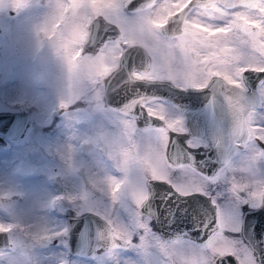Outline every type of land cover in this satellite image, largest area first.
I'll return each mask as SVG.
<instances>
[{"label": "snow or ice", "instance_id": "snow-or-ice-1", "mask_svg": "<svg viewBox=\"0 0 264 264\" xmlns=\"http://www.w3.org/2000/svg\"><path fill=\"white\" fill-rule=\"evenodd\" d=\"M13 3L17 9L26 6V0ZM50 3L52 13L41 31L55 40L67 65L69 99L61 108L83 101L96 117L90 134L71 137L88 157L79 169L80 186L49 202L53 210L60 206V213L67 205L76 218L101 215L107 205V231L97 233L86 250L78 249L83 264H226V257L236 264H264L257 248L264 241L249 236L245 244L225 235L242 233V206L264 209V148L257 144L264 142V0ZM121 88L125 102L108 107L106 93ZM150 88H164L171 98ZM190 92L206 100L191 113V129L186 106L172 99ZM142 118L144 126L138 127ZM172 133L187 136L186 146ZM200 148L214 149L216 158L198 162L189 149ZM72 151L65 154L69 166ZM210 164L219 167L211 175L201 171ZM197 194L212 207L196 200ZM153 221L169 238L153 231ZM44 229L48 242L58 239L68 250L66 223ZM10 231L11 225L0 224V233ZM205 234L207 240L199 242ZM129 252L134 256L125 257Z\"/></svg>", "mask_w": 264, "mask_h": 264}, {"label": "rangeland", "instance_id": "rangeland-1", "mask_svg": "<svg viewBox=\"0 0 264 264\" xmlns=\"http://www.w3.org/2000/svg\"><path fill=\"white\" fill-rule=\"evenodd\" d=\"M51 13L50 0H28L24 8L15 12L0 9V110L26 109L30 115L23 135L18 140L5 137L6 144L0 146V224L12 226L9 241L19 239L20 229L35 222L66 223L60 206L53 210L49 202L65 190L80 186L79 169L88 157L86 150L79 151L81 142L71 137L90 134L96 120L83 101L61 108L69 99L67 72L60 55L40 39V29ZM21 33L30 42L27 55H21L8 43L13 35ZM70 147L71 166L65 161ZM37 202L48 205L45 215H37ZM219 203L223 204L224 199ZM106 207L99 209L101 217ZM225 235L239 238L238 234ZM133 243H139L138 236L133 237ZM9 249L10 246L0 252L8 253ZM42 254L46 264L85 261V257L70 256L58 239L48 242ZM133 256L125 253V257Z\"/></svg>", "mask_w": 264, "mask_h": 264}, {"label": "water", "instance_id": "water-1", "mask_svg": "<svg viewBox=\"0 0 264 264\" xmlns=\"http://www.w3.org/2000/svg\"><path fill=\"white\" fill-rule=\"evenodd\" d=\"M131 65V61L129 62ZM247 75V74H246ZM252 81V85L254 86L255 81L250 77ZM115 84L116 81H113ZM145 89L141 86V91ZM155 91L157 95H161L166 99H170V95L168 91L164 88L159 89H148L151 93ZM178 91V90H174ZM207 92V90H204ZM174 103L182 104L186 106L188 110V115L186 117L187 124L191 129L193 126V118L191 117V113L199 112L206 100L203 99L202 93L190 92L187 94L181 93L179 96L172 98ZM125 102V93L121 88L118 91H111L109 90L106 93V103L109 107H121L122 104ZM60 112V109L57 110V113ZM139 112V109H137ZM146 118V113L144 114ZM30 121L29 111L26 109H19V110H0V146H4L6 144L5 137L18 140L24 133L25 129L27 128ZM197 123H202V118ZM154 124H158V121H153ZM138 126H144V118L137 122ZM173 138L177 139L178 143L184 147L185 145V138L186 136H177L175 133L170 134ZM261 143V142H260ZM192 151V149H189ZM211 155H204L198 154L197 161L199 162L206 157L209 158ZM211 158V157H210ZM212 169L216 167V164H211ZM207 167V166H206ZM203 172L205 169H201ZM208 173V172H207ZM153 186L158 189H163L170 191L171 189L168 188L167 185H160L159 182H152ZM188 200H192V197L187 198ZM203 206L211 208V203L207 197L200 196L197 194L195 197ZM154 204L158 206L159 200L154 201ZM67 210L63 213L65 218L66 224L70 227V234L67 237L68 243V251L71 255H77L78 249L83 248L87 249L90 240H94L97 233L103 234L107 231V223L103 217L100 215H96L90 212H86L81 215L79 218H76L74 210L70 207H66ZM242 212L244 213V228L242 233L239 234L241 239L245 244L249 243V236L251 237L252 242H259L264 241V209H259L256 211H252L247 206L242 207ZM154 227L158 234H161L163 238H169V231L162 225H158L155 221H153ZM214 226L210 225V228ZM180 228H187L189 225L180 223ZM198 233H193V238H198ZM207 239V235L205 234L202 240L199 242H203ZM9 238L8 233L3 234L0 233V249H5L9 247ZM53 243L56 240H52ZM257 248L259 250V254L261 257H264V244L257 243ZM226 264H236V261L233 257H226L223 258Z\"/></svg>", "mask_w": 264, "mask_h": 264}, {"label": "clouds", "instance_id": "clouds-1", "mask_svg": "<svg viewBox=\"0 0 264 264\" xmlns=\"http://www.w3.org/2000/svg\"><path fill=\"white\" fill-rule=\"evenodd\" d=\"M27 3L28 0H26ZM5 8L13 12L19 10L15 7L13 0H0V9ZM40 39L48 43L57 52L55 40L50 39L41 29ZM8 43L11 48L18 50L21 55L28 54L30 42L24 34L13 35ZM60 57L67 72V65L61 55ZM34 207L37 215L43 216L46 214L48 205L37 202ZM20 231V238L9 242V252H0V264H46L42 254L43 247L48 243L44 225L40 222H35L27 227L21 228Z\"/></svg>", "mask_w": 264, "mask_h": 264}, {"label": "flooded vegetation", "instance_id": "flooded-vegetation-1", "mask_svg": "<svg viewBox=\"0 0 264 264\" xmlns=\"http://www.w3.org/2000/svg\"><path fill=\"white\" fill-rule=\"evenodd\" d=\"M138 127H143V126H138ZM188 137L186 136V138H185V140L187 139ZM257 144H258V146L259 147H261V148H264V142H259V141H257ZM192 152H194V154L196 155V159H198L199 157H198V154H206V155H211L208 159L209 160H214L215 158H216V152H215V150L213 149V150H205V149H203V148H200V149H196V150H192ZM219 167V165H217L216 167H214L213 169H212V165L210 164L209 166H207V167H204L203 169H205V171H207V172H204L205 174H208V175H211L212 174V172L216 169V168H218ZM203 172V171H202ZM236 176H237V178L239 177L240 178V174L239 173H237L236 174ZM174 179H177V178H179V173H175L174 174V177H173ZM215 193H213V195H214ZM245 206H247V205H245ZM243 207V206H242ZM248 207V206H247ZM238 237H239V239H241V237H240V235L238 234ZM242 240V239H241Z\"/></svg>", "mask_w": 264, "mask_h": 264}, {"label": "trees", "instance_id": "trees-1", "mask_svg": "<svg viewBox=\"0 0 264 264\" xmlns=\"http://www.w3.org/2000/svg\"><path fill=\"white\" fill-rule=\"evenodd\" d=\"M151 226L153 227V231L157 232L156 229H155V227H154L153 222H152ZM157 234H158V233H157ZM70 256H72V255H70Z\"/></svg>", "mask_w": 264, "mask_h": 264}]
</instances>
